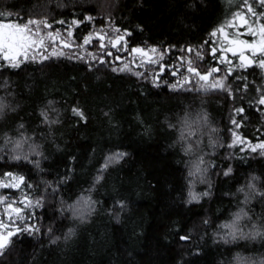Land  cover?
Returning a JSON list of instances; mask_svg holds the SVG:
<instances>
[{"label": "trees", "instance_id": "16d2710c", "mask_svg": "<svg viewBox=\"0 0 264 264\" xmlns=\"http://www.w3.org/2000/svg\"><path fill=\"white\" fill-rule=\"evenodd\" d=\"M246 4L264 21L257 0H0V21L72 27L77 44L115 29L128 50L168 49L167 65L195 51L206 69ZM110 57L0 55V180H22L2 190L40 200L20 205L0 264H264V157H227L233 118L264 139V68L226 62L229 91L202 92Z\"/></svg>", "mask_w": 264, "mask_h": 264}, {"label": "rangeland", "instance_id": "374dc122", "mask_svg": "<svg viewBox=\"0 0 264 264\" xmlns=\"http://www.w3.org/2000/svg\"><path fill=\"white\" fill-rule=\"evenodd\" d=\"M262 1L257 0L258 3ZM73 34L72 27L63 32L54 31L39 21L26 25L0 21V55L12 64L42 61L50 57L77 56L97 60L111 56L113 69L118 72L145 76L156 85L165 83L175 90L194 89L202 92L229 91L226 62L234 63L231 67L258 64L264 68V21L255 15L251 4H246L226 25L214 31L212 36L217 45L212 53L219 55L218 61L221 64L206 69L197 68L193 62L194 57L191 56L195 51H185L188 55H181L171 65L166 63L168 49L148 45L129 51L124 43V35L115 29L96 28L86 36L82 44H77ZM259 103L264 119V97ZM231 124L228 159L236 150L246 151L254 157H264V139L251 140L244 137L239 130L240 123L235 118L231 119ZM7 178L6 181L0 180V251L20 229L16 217L20 205H40L37 199L9 197L2 188L9 185L17 187L22 180L12 176ZM227 228L230 229L228 235L239 232L242 236L233 221Z\"/></svg>", "mask_w": 264, "mask_h": 264}, {"label": "bare ground", "instance_id": "6f19581e", "mask_svg": "<svg viewBox=\"0 0 264 264\" xmlns=\"http://www.w3.org/2000/svg\"><path fill=\"white\" fill-rule=\"evenodd\" d=\"M158 49H159V48H158ZM125 51H126V50H125ZM184 57H185V56H184ZM125 58H126V57H125ZM121 60H124V59H121ZM121 60H120V61H121ZM166 62H167V61H166ZM120 67H121V66H120ZM131 71H132V70H131ZM153 73H154V72H153ZM179 81H180V80H179ZM255 87H256V86H255ZM232 89H233V88H232ZM259 89H260V88H259ZM255 95H256V94H255ZM0 247H1V246H0Z\"/></svg>", "mask_w": 264, "mask_h": 264}]
</instances>
